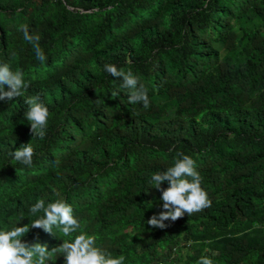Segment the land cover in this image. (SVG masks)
Segmentation results:
<instances>
[{
	"label": "trees",
	"instance_id": "trees-1",
	"mask_svg": "<svg viewBox=\"0 0 264 264\" xmlns=\"http://www.w3.org/2000/svg\"><path fill=\"white\" fill-rule=\"evenodd\" d=\"M20 24L40 36L44 63ZM4 63L30 86L0 101V230L30 225L38 199L63 198L125 264H264V0H0ZM105 64L130 69L149 107L129 103ZM32 96L50 113L43 138L24 119ZM27 143L31 166L10 155ZM177 152L195 161L211 206L150 228L163 211L151 176ZM21 239L51 250L70 238L53 227Z\"/></svg>",
	"mask_w": 264,
	"mask_h": 264
},
{
	"label": "clouds",
	"instance_id": "clouds-1",
	"mask_svg": "<svg viewBox=\"0 0 264 264\" xmlns=\"http://www.w3.org/2000/svg\"><path fill=\"white\" fill-rule=\"evenodd\" d=\"M18 31L22 32L25 41L32 44L37 60L44 63L46 56L39 44L40 36L31 35L27 24H20ZM103 70L111 77L122 78L121 87L128 89L130 93L129 103H142L144 108L149 107L147 89L139 84L130 69L125 71L118 69L114 64H105ZM29 86L24 80L23 71H12L8 64H0V101L9 102L23 96ZM116 95L118 93L115 91L111 93L113 97ZM25 103L28 110L24 119L29 122L32 136L43 138L50 115L48 107L40 101L39 96L29 97ZM10 155L16 162L31 166L35 152L31 144L27 143L16 148ZM176 156L178 158L173 166L151 176L150 183L160 191L163 211L147 220L150 228L164 229L168 226L165 221L175 222L185 214L192 215L211 206L207 192L201 187L203 178L195 169V161L181 152H177ZM164 182H167L168 186L162 189ZM29 213L37 216L30 225L27 223L17 226L18 223L11 229L0 230V264H46L52 261L56 253L63 256L64 264H125V256L113 257L97 246L98 237L83 230L86 224L82 225L74 217L72 206L63 198L48 203L44 198H40L30 207ZM53 227L58 228L64 237L70 239L63 240L58 247L51 250H48L47 244L29 243L21 239L30 228L42 229L45 233L52 234ZM188 244L190 246L192 241H188ZM196 264H213V260L205 255L201 256Z\"/></svg>",
	"mask_w": 264,
	"mask_h": 264
}]
</instances>
